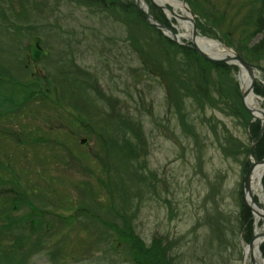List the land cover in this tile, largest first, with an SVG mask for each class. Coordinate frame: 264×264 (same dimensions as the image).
I'll return each instance as SVG.
<instances>
[{"label": "rangeland", "instance_id": "374dc122", "mask_svg": "<svg viewBox=\"0 0 264 264\" xmlns=\"http://www.w3.org/2000/svg\"><path fill=\"white\" fill-rule=\"evenodd\" d=\"M183 4L198 37L252 65V87L263 93L250 92L264 109V29L257 31L264 0ZM165 5L180 12L173 0ZM135 18L75 0H0V207L8 214L0 215V251H18L19 264H139L107 225L124 221L142 244L159 240L167 264H245L242 181L253 142L246 119L226 103L246 110L239 69L226 63L202 71L182 53L169 61ZM175 19L176 34L184 33ZM33 36L47 51L36 61L26 51ZM169 68L190 82L179 88L207 87L213 100L199 96L194 104L170 83L176 107ZM33 80L44 92L19 104ZM120 131L133 146L119 154L111 142H121ZM255 186L261 201L262 185ZM9 194L25 199L16 207ZM254 227L251 213L252 235ZM20 231L24 246L15 247Z\"/></svg>", "mask_w": 264, "mask_h": 264}, {"label": "trees", "instance_id": "16d2710c", "mask_svg": "<svg viewBox=\"0 0 264 264\" xmlns=\"http://www.w3.org/2000/svg\"><path fill=\"white\" fill-rule=\"evenodd\" d=\"M75 1L80 2V3L82 2L87 7L92 6V7H100V8H103L105 10H111L113 12V14L118 13V12H122L124 14V12L131 13V11H134L136 13L135 24L136 23H138V24L142 23L150 31H153L155 33L154 35L148 34V37H149L151 43H155L153 40L156 39L155 44L158 47H161L163 49L162 51L166 54L165 56H167V60H169V61L174 60V58H177V57H175L176 55L182 53L183 55H185L188 58H190L191 60H193L196 64V65L195 64L194 65L196 67H199L202 71H206L208 66H210V67L213 66L216 68L222 67L224 69H227L229 67V65H227L224 62H216V61L211 62V61L202 59L201 57H199L198 53L193 48H191L189 46H183V45L177 44V43L173 42L170 38L162 35L158 29H156L152 25H149L145 22L142 13L130 1H128V2H125L123 0H75ZM184 1L186 3H188V2L191 3V0H184ZM35 2L37 3L38 1H35ZM148 3H149L148 8H149L150 14L158 22H161L165 26H168L169 28H171L172 30L175 31V29L171 26V22H170V21H173V19L168 20L167 18H165V15L163 14V12H161L162 10L160 11L159 8L153 7V5L149 1H148ZM197 4L198 3H195V5L193 7L191 6V9L196 7ZM259 15H260V13H259ZM257 21H259V29L257 31L262 32V30L264 29V21L260 17L257 19ZM257 47H259V46H257ZM72 66L84 78L88 77V74H86V75L83 74L77 66H75L74 64H72ZM178 69L182 73H184V70L182 68L178 67ZM174 70H175V68H169L167 70V73L172 74L174 77L168 78L167 74H165L164 76H165V80L169 81V83L167 85L169 87L170 92L175 95L176 98H172V99L176 103L175 104L176 107H178L177 103H178L179 99L177 98L176 89H183L184 93H186V94H188L189 92H192L193 90H187L186 91V89H184L182 87L179 88L180 84H182V85L187 84L188 85L190 82L185 78V76L180 77L178 74H175ZM4 72H6L8 75L10 74V72H8L7 68L4 69ZM10 77H12V76H10ZM67 77H68V75H67ZM67 77H66V79H67ZM20 83L21 84H19V85L22 86V82H20ZM170 83H172L173 85H178V88L174 89L172 86H170ZM27 84L28 85L26 87L29 89L25 90L26 92L24 91L22 97L18 96L15 98V100L19 101V104L21 102H24L25 100L31 98L30 94H33V96H34L37 93H43L44 92V91H42L39 84L35 81L29 82ZM85 84L88 86V82H85ZM195 86L196 85L194 83V85L191 86V88L194 89V91L196 92ZM252 90L256 94H259V95H261L263 93L262 89L257 87V86L252 87ZM196 93L188 94L192 97H196V100H194V104L199 103V100H200L199 96L207 98V95H209L210 100L211 99L213 100V98L209 94L207 87L204 90L202 88V93L201 92H196ZM233 93H235L239 97L238 92L236 90ZM181 95L183 96L184 94H181ZM233 96H234V94H233ZM195 101L197 103H195ZM226 103L229 104V109L233 113H236V114L239 113L241 115L242 119L243 118L246 119V122L248 125L247 133L249 135V138H251L253 144L249 148V154L247 153L248 148L245 149V153L247 155L251 156L254 160L260 159L262 156H264V123L261 124L259 119H256V118L252 119L250 121L251 115L246 112V110L242 107V105L236 104V105H238L236 107V106H233L230 102L229 103L226 102ZM119 120L121 121V123H124V121L122 119H119ZM120 132H121V135H123L121 142L117 141L116 139H114L111 142L113 147L115 148V150L117 152H119V154L124 151L125 147H126L125 151H129V150H131V147L133 146V144H131V142L128 141V138L125 135L126 133L124 131H120ZM103 145H105V142L101 141L100 147H102ZM131 154H133V152ZM249 165H250V162L248 159H246L245 163H244V171H246V169ZM1 182H2V180L0 179V184H1ZM260 183L262 185V191L264 194V171H263L262 176L260 178ZM12 186L15 189H19V185H12ZM13 188H10L9 190H12ZM20 191L21 192H17L18 196L22 195V194L24 195V192H26L25 190H23L24 192L22 190H20ZM108 193H109V191H108ZM89 195L91 196L90 193H89ZM9 196L11 197L10 200L12 201V205H14L16 207H17V205L21 204L22 200L24 201V199H25V198L24 199H18L13 194H9ZM26 204L30 205V202H28ZM245 210H246V215L243 216V219L245 220V225H246V230H247V239L248 238L250 239V236L252 235V232H251V212L248 209V207H245ZM77 211H79V209ZM3 212L4 211H3V208L1 206L0 207V215ZM3 215H4V218L7 219L8 214L3 213ZM71 216H73V215H71ZM124 223H125V225L122 228H118L117 225L112 223V222H108L107 225L109 227L113 228V230H114L113 232L115 233V236L119 240H123L127 244V249L129 251V253L134 256V259H135V261H137V263H139V264H167L168 263V261H167L168 259L165 255V249H164V247L161 246V243L159 240L153 239L149 245H144L141 243V240L135 235V233H133V230L126 224L125 221H124ZM23 235H24V233L21 231L18 234H16L15 240L13 243V245L15 247L24 246V244L22 243V240L24 238ZM104 236H105V234H101L99 237L102 238ZM262 243L259 244L258 250H259L261 256L263 257L264 256V242H262ZM259 247H260V249H259ZM55 253H58V252L49 251V257L53 258ZM22 260H23V256H19L18 251L16 252V256L13 253H2V252L0 253V264H19V263H21Z\"/></svg>", "mask_w": 264, "mask_h": 264}, {"label": "bare ground", "instance_id": "6f19581e", "mask_svg": "<svg viewBox=\"0 0 264 264\" xmlns=\"http://www.w3.org/2000/svg\"><path fill=\"white\" fill-rule=\"evenodd\" d=\"M143 0H139L140 3H142ZM175 3V6H177V8L180 10L179 13L175 12V11H171L170 9H165L172 17H175L180 25V27H182L184 29V33H177V37L178 39L182 38V37H188L190 35L188 26H189V21H188V16L190 15L182 2L179 1H175L173 0ZM154 3L156 4H162L164 5L165 3H167V0H153ZM174 14H173V13ZM176 14V15H175ZM194 44L203 52H205L206 54L213 56V57H227V56H231L233 54L232 50H228L226 48L221 49V44L219 42H216L215 40L212 39H207V38H202V37H198L197 35L194 37L193 39ZM239 74H238V79H239V83L241 86V89L243 91L246 90V87L248 85V81H249V77L246 74V72L243 70L242 67H239ZM244 103L246 106L250 107V109H252L253 111V115L257 116V117H261L262 119H264V109L259 108L257 105V100L256 97L254 96V94L252 92H245L244 96ZM263 166L255 164L250 172L249 175V184H248V189L245 192V201L247 202V204H249L250 209H251V213L253 216V220H254V237L251 241L250 246L244 245L243 247V253H244V262L246 264V261L248 259V257H252L254 264H264V259L262 258V256H260V258H258V254L257 252V246H259L260 243L264 242L263 241V237L261 235V232L264 230V210L262 208H260V206H258L256 204V198H254L255 194H256V189H255V185H257L258 183L255 182L254 184V180H258L260 173L262 171ZM258 190V189H257ZM251 198H254L255 201H252ZM263 244V243H262ZM260 249V247H259ZM262 258V259H261Z\"/></svg>", "mask_w": 264, "mask_h": 264}, {"label": "water", "instance_id": "95a60500", "mask_svg": "<svg viewBox=\"0 0 264 264\" xmlns=\"http://www.w3.org/2000/svg\"><path fill=\"white\" fill-rule=\"evenodd\" d=\"M133 4L142 12L143 14V17L145 19V21L148 23V24H151L153 26H155L156 28L158 29H161V30H164V34L165 35H168L171 37L172 40H174L175 42L177 43H180V44H183V45H187L186 43L184 42H181L178 40L177 38V35L176 33H174L170 28H168L167 26H165L164 24L160 23V22H157L148 12V8H147V5L145 3V1L143 0L142 3L139 2V0H132ZM155 6H158L160 7L161 9H168L166 6L162 5V4H156L154 2H152ZM184 5V4H183ZM185 7V6H184ZM186 8V7H185ZM164 9V10H165ZM173 13V12H172ZM174 14V13H173ZM176 15V14H175ZM188 20H189V32H190V35L188 36V39L190 41V46L192 48H194V50H196V52L203 58L207 59V60H211V61H221V62H227V63H230V64H233L235 65L237 68L239 67H242L243 69H245L247 71V75L249 77V81H248V85L246 87V90L243 91L241 90V98H242V103L244 105V102H243V96H244V93L245 92H250L251 91V88H252V83H253V72H252V65L249 64L248 62H246L245 60H243L240 55L232 48L226 46L223 44L224 48L228 49V50H232L233 51V54L231 56H223V57H213V56H210L208 54H206L205 52H203L202 50H200L195 44H194V37L196 36L195 34V27H194V23H193V19L192 17L189 15L188 16ZM40 38L35 36L32 38V41L26 46V49H27V52H28V56L31 60H37L42 54H46V51L41 49L39 46H38V42H39ZM244 107L246 108V110L248 112H250V114L252 115V117L254 118H259L261 121H264V119H262L261 117H257V116H254L253 115V111L252 109L248 108L247 106L244 105ZM255 164H258V165H261L263 166L262 168V171L260 173V176L258 178V184L260 185V177H261V174L264 170V156L258 160H253L251 162V164L249 165V167L247 168L244 176H243V181H242V187H243V194H245L246 190L248 189V184H249V175H250V172H251V169L252 167L255 165ZM245 199V197H244ZM246 200V199H245ZM252 201H255L254 198H251ZM256 204L258 206H260V208H262L264 210V197H262L261 201H256ZM247 207L250 209V206L249 204H247ZM251 210V209H250ZM264 216V215H263ZM264 218V217H262ZM261 235L262 237L264 238V230L261 232ZM254 237V234L252 235V237L250 238L249 242L247 243L249 246L251 244V241ZM250 259V262L251 264H254V261L250 255L249 257Z\"/></svg>", "mask_w": 264, "mask_h": 264}]
</instances>
